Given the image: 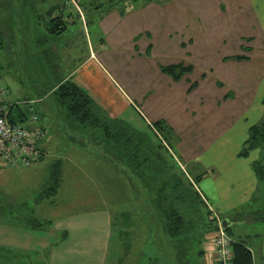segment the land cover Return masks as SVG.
<instances>
[{"label":"rangeland","instance_id":"rangeland-1","mask_svg":"<svg viewBox=\"0 0 264 264\" xmlns=\"http://www.w3.org/2000/svg\"><path fill=\"white\" fill-rule=\"evenodd\" d=\"M69 1L75 7L68 6L66 11L74 10L75 21H67L68 31L60 36L52 35L51 40L47 38L39 54L35 55L31 45L36 32L33 18L38 19V29L45 28L47 19L43 17L47 16L43 5L39 0H0V23L7 36V46L0 51V84L7 86L8 101L15 105L13 113L17 120L29 128L40 126L47 130L44 141L40 143L45 149L42 160L26 168L0 170V264H148L149 256L159 258L161 254L158 245L154 246V243H159L155 230L157 222L145 183L124 159L109 150L100 134L92 137L79 134L73 120L65 116L56 102L55 95L45 93L56 81L69 75L90 53L86 51L82 32L89 21L79 3L82 0ZM178 1L159 0L148 7L197 10L199 3L203 6L201 0ZM88 2L83 0L82 4L86 6ZM103 2L105 0H100V3ZM180 2H187L188 7ZM204 2L209 9L202 8L200 13L211 14L217 24H221L226 15L220 13L217 6L225 2L230 8L233 25H242L237 23L241 17L237 19L236 14H232L238 0ZM144 3L142 1L139 5ZM241 3H247L250 10L253 1L241 0ZM257 4L260 21L253 22L254 25L250 20L248 29H245L248 36L258 35L252 42L255 46L250 51L252 59L248 64L242 62L235 65V68L243 65L245 68L241 73L244 74L241 76L236 70L238 78L234 76L230 82V91H233L231 100L254 90L257 85L255 106L261 104L264 93V60L256 62L261 59L259 52L264 48V0ZM102 17L99 14L88 15L91 18L88 31L95 41L99 36L103 38V30H98ZM126 42L110 48L126 49L128 40ZM254 50L259 51L258 55ZM231 102L234 104L236 100ZM34 114L38 116L37 121L33 120ZM120 116L135 126L147 127L145 121L148 120L138 109L130 107ZM263 118L264 107L262 114L255 108L249 110L226 134L225 147H228L221 151L242 156L240 151L250 127ZM247 122L249 126L244 134L243 124ZM198 148H202L200 152H203L205 160L191 161L187 165L188 171L193 176L205 174L209 168L208 159L219 171L218 166L223 163L220 149L212 144L204 150L203 143ZM57 162L61 165L60 187L55 194L43 197L42 192L51 185ZM244 185L242 180L231 179V186L219 192L221 201L231 203L230 209L223 210L222 207L218 211L223 219H232L237 213L250 217L263 208L264 183H260V194L254 196V193L251 200L246 198L245 193L239 192ZM241 223L235 221L230 224L233 235L242 230V226L238 225ZM213 238L204 241L202 246L198 244L194 247L188 256L189 264H206L205 254L199 251L201 247L205 249L212 244ZM126 243L131 249H125ZM152 246L157 250L152 251ZM168 246L166 243L165 248L170 253Z\"/></svg>","mask_w":264,"mask_h":264},{"label":"crops","instance_id":"crops-1","mask_svg":"<svg viewBox=\"0 0 264 264\" xmlns=\"http://www.w3.org/2000/svg\"><path fill=\"white\" fill-rule=\"evenodd\" d=\"M204 1L201 0L204 7L199 3L197 10L148 7L154 3L152 1L127 10L119 7L108 10L98 26V30H103V38L98 35L95 41L88 31L89 26L84 25L86 51L90 53L66 77L86 88L113 117L133 107L149 123H166L174 137L177 158L186 168L193 160H205L200 152L202 148H198L201 143L205 145L204 150L208 145L217 146L223 163L218 171L206 160L209 168L203 174L199 189L218 213L222 207L223 210L231 208V203L221 201L219 196L221 190L231 186V179L245 183L239 192L245 193L248 200L262 190L251 164L257 158V151L248 158L221 151L228 147H225L226 134L249 110L255 108L263 113L264 93L261 104L255 106L254 103L257 85L252 91L230 98L233 93L230 82L238 75L236 70L239 75L244 74L241 73L244 66L235 68V65L248 64L253 56L250 55L255 47L252 42L258 35L249 37L245 29L250 20L252 24L259 23L257 3L261 0H252L251 12L247 3L238 0L232 14H236L237 19L241 17L237 22L242 23L239 27L233 25L225 2L217 6L220 13L226 14L221 24H217L211 14H201L200 10L209 9ZM180 4L188 7L187 2ZM126 40V49L110 48L123 45ZM263 49L254 50L261 57L256 62L264 60ZM180 63L191 68L177 76L164 70ZM248 126V122L243 124L244 134ZM238 225L242 226L238 235L252 250L254 264H264V223L246 220ZM205 250L206 255L214 256L212 244Z\"/></svg>","mask_w":264,"mask_h":264},{"label":"trees","instance_id":"trees-1","mask_svg":"<svg viewBox=\"0 0 264 264\" xmlns=\"http://www.w3.org/2000/svg\"><path fill=\"white\" fill-rule=\"evenodd\" d=\"M43 5L45 28L38 29L39 22L33 18L35 37L31 44L33 53L39 54L40 47L46 44L47 38L52 35L65 34L69 27L68 22H74L73 11H66L68 6L75 7L69 0H39ZM88 5L82 4L87 15L99 16L113 8L123 10L139 5L148 0H105L100 3L89 0ZM78 4V3H77ZM92 12V13H88ZM67 12V13H66ZM80 15V13L77 11ZM1 21V20H0ZM89 21L86 22L88 27ZM4 29L0 23V51L7 46ZM32 42V41H31ZM55 50V48H54ZM239 58H244L240 56ZM191 66L183 64H172L164 68L172 75H181L189 70ZM55 95L65 116L75 123V130L84 137H92L100 134L109 150L120 159H124L128 166L135 170L139 178L148 188L151 195L152 210L156 218L155 226L158 232L157 241L161 256L152 258L149 256L148 264H189V254L198 244L204 243L218 232L222 217L212 208L208 199L199 189V183L203 174L193 176L186 167L181 165L175 153L174 137L169 126L163 121L146 122L147 127L135 126L131 121L122 116H111L89 93V91L75 82L73 79L63 76L56 81L45 93ZM10 102V101H9ZM11 103V102H10ZM264 106V96L262 100ZM15 105L11 103L10 120L20 122L14 116ZM144 122V123H145ZM257 150V158L252 160V167L258 181L264 183V118L252 125L249 129L248 138L245 140L240 154L250 155L251 151ZM45 151L43 150V156ZM42 156V158H43ZM41 158V159H42ZM38 163V162H37ZM60 162L54 164L50 186L42 192L43 197L55 194L61 184ZM237 222L246 220L264 221V206L253 212L250 217L246 214L237 213L232 218ZM115 222V221H114ZM115 224V223H114ZM232 237L233 241V264H254V256L245 240L238 234L233 235L231 226L223 228ZM123 236V235H122ZM168 243L169 253L165 244ZM162 246L164 249H162ZM131 246L125 244V249ZM157 248H151L152 251ZM164 250V253L162 251ZM200 254L206 250L201 247ZM175 256H172L174 255ZM157 256V255H154Z\"/></svg>","mask_w":264,"mask_h":264},{"label":"built area","instance_id":"built-area-1","mask_svg":"<svg viewBox=\"0 0 264 264\" xmlns=\"http://www.w3.org/2000/svg\"><path fill=\"white\" fill-rule=\"evenodd\" d=\"M7 86L0 84V170L26 168L39 162L43 156L40 143L47 130L35 126L29 128L21 122L10 120L11 103ZM33 120H38L33 115ZM221 223V222H220ZM233 239L220 226L212 240L214 256L206 255V264H233Z\"/></svg>","mask_w":264,"mask_h":264},{"label":"water","instance_id":"water-1","mask_svg":"<svg viewBox=\"0 0 264 264\" xmlns=\"http://www.w3.org/2000/svg\"><path fill=\"white\" fill-rule=\"evenodd\" d=\"M232 222H235V220L233 221L232 219H222V220H221V226H222V228H226V227L229 226Z\"/></svg>","mask_w":264,"mask_h":264}]
</instances>
